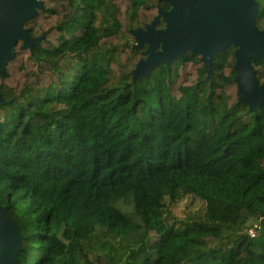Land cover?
Returning <instances> with one entry per match:
<instances>
[{
	"label": "trees",
	"instance_id": "1",
	"mask_svg": "<svg viewBox=\"0 0 264 264\" xmlns=\"http://www.w3.org/2000/svg\"><path fill=\"white\" fill-rule=\"evenodd\" d=\"M40 1L23 23L38 42L18 40L0 71L13 264H264V103L239 102L235 46L214 52L209 75L187 50L134 77L146 57L134 31L164 0ZM251 64L263 83L264 59ZM184 197L204 211L174 217Z\"/></svg>",
	"mask_w": 264,
	"mask_h": 264
},
{
	"label": "water",
	"instance_id": "2",
	"mask_svg": "<svg viewBox=\"0 0 264 264\" xmlns=\"http://www.w3.org/2000/svg\"><path fill=\"white\" fill-rule=\"evenodd\" d=\"M168 9H159L144 29L134 31L138 46L146 44L133 76L146 75L158 63L179 59L187 50L201 54L204 69L211 71L214 52L229 45L234 49L238 100L255 109L264 103V82L259 83L251 59H264V29L255 25L256 0H164ZM42 6L40 0H0V71L14 56L18 40L23 47L38 42L23 28ZM163 28H156L159 18ZM0 102H2L0 95ZM19 225L0 206V264H13L21 246Z\"/></svg>",
	"mask_w": 264,
	"mask_h": 264
},
{
	"label": "rangeland",
	"instance_id": "3",
	"mask_svg": "<svg viewBox=\"0 0 264 264\" xmlns=\"http://www.w3.org/2000/svg\"><path fill=\"white\" fill-rule=\"evenodd\" d=\"M123 211L125 210L126 213L129 214V216L133 219L138 221L137 215L133 213V210L130 205L123 206ZM169 209L172 212V215L177 218L184 217L185 215H188L192 212H198L201 213L204 211V204L198 200L197 198H191V197H184L182 200L170 203ZM124 211V212H125ZM254 223V222H253Z\"/></svg>",
	"mask_w": 264,
	"mask_h": 264
},
{
	"label": "built area",
	"instance_id": "4",
	"mask_svg": "<svg viewBox=\"0 0 264 264\" xmlns=\"http://www.w3.org/2000/svg\"><path fill=\"white\" fill-rule=\"evenodd\" d=\"M254 227H259V225L255 224L251 228L248 229L249 234L252 236L255 233Z\"/></svg>",
	"mask_w": 264,
	"mask_h": 264
}]
</instances>
